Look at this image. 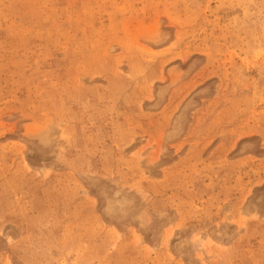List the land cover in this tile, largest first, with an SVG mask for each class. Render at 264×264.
<instances>
[{
	"label": "rangeland",
	"instance_id": "1",
	"mask_svg": "<svg viewBox=\"0 0 264 264\" xmlns=\"http://www.w3.org/2000/svg\"><path fill=\"white\" fill-rule=\"evenodd\" d=\"M0 264H264V0H0Z\"/></svg>",
	"mask_w": 264,
	"mask_h": 264
}]
</instances>
